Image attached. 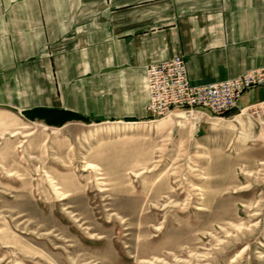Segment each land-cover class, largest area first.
I'll list each match as a JSON object with an SVG mask.
<instances>
[{"label":"rangeland","instance_id":"rangeland-1","mask_svg":"<svg viewBox=\"0 0 264 264\" xmlns=\"http://www.w3.org/2000/svg\"><path fill=\"white\" fill-rule=\"evenodd\" d=\"M262 117L0 106V264H264Z\"/></svg>","mask_w":264,"mask_h":264},{"label":"crops","instance_id":"crops-1","mask_svg":"<svg viewBox=\"0 0 264 264\" xmlns=\"http://www.w3.org/2000/svg\"><path fill=\"white\" fill-rule=\"evenodd\" d=\"M178 55L194 85L264 66V0H0V106L52 123L154 121L147 66Z\"/></svg>","mask_w":264,"mask_h":264},{"label":"built area","instance_id":"built-area-1","mask_svg":"<svg viewBox=\"0 0 264 264\" xmlns=\"http://www.w3.org/2000/svg\"><path fill=\"white\" fill-rule=\"evenodd\" d=\"M150 117H165L186 110L190 113L208 111L224 115L238 107L243 92L254 86H264V66L246 70L243 74L209 84L194 85L188 77L183 55L147 66ZM264 123V117H262Z\"/></svg>","mask_w":264,"mask_h":264},{"label":"trees","instance_id":"trees-1","mask_svg":"<svg viewBox=\"0 0 264 264\" xmlns=\"http://www.w3.org/2000/svg\"><path fill=\"white\" fill-rule=\"evenodd\" d=\"M33 117H40V118H43L45 117V114L43 112H39V111H36V114L32 115ZM75 118H81L79 116H76L75 115Z\"/></svg>","mask_w":264,"mask_h":264}]
</instances>
